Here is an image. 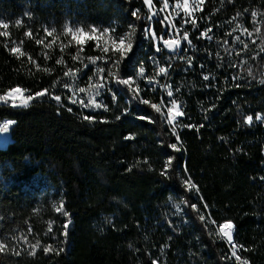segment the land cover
I'll return each instance as SVG.
<instances>
[{
  "label": "trees",
  "instance_id": "16d2710c",
  "mask_svg": "<svg viewBox=\"0 0 264 264\" xmlns=\"http://www.w3.org/2000/svg\"><path fill=\"white\" fill-rule=\"evenodd\" d=\"M150 1L159 14L174 0ZM148 13L0 0V96L32 97H0V264H264V0H201L170 51Z\"/></svg>",
  "mask_w": 264,
  "mask_h": 264
},
{
  "label": "rangeland",
  "instance_id": "374dc122",
  "mask_svg": "<svg viewBox=\"0 0 264 264\" xmlns=\"http://www.w3.org/2000/svg\"><path fill=\"white\" fill-rule=\"evenodd\" d=\"M143 2L148 7V11H149L148 15L150 17L155 18L156 16H160L161 22L163 23L162 25L165 27L167 32L166 39L167 38L174 39L175 43L179 45L181 40L180 39L181 36L179 34L181 27L179 25L183 23V21L187 18V16L190 15L196 7H199L201 0H174L172 4L163 1L164 2L163 8L161 9V11H159V14L156 13V11L154 10L155 8L153 7V4L151 3L150 0H143ZM177 19L179 21L176 23ZM65 30L67 31V33L72 35V38L79 41H81L84 36L89 34L88 31L80 29L78 26L72 25L70 23L65 25ZM90 34H92L93 37H97V38L99 37V39L104 43L105 46L110 44L112 45V47L117 48L118 50L121 49L122 47H125L127 44L122 37L116 39L115 37L112 36V34L109 31L106 32L99 31L96 27L93 28V31L90 32ZM161 40L165 43L164 38L163 39L161 38ZM112 80L113 82L116 81L115 83L121 80L124 81L125 83H128L127 82L128 80L124 78L120 79L117 76H112ZM76 93L77 92H74L71 89V100L69 101L72 102L73 99L77 98ZM87 93H88V95H86L87 98L84 99H89V101H93V99L96 96L95 93H93L92 90L91 91L88 90ZM0 97L3 100L4 99H6L7 101L10 100L9 101L10 103L18 104V105H22L32 98L30 95L24 94L23 90L18 88V86L10 88L6 93L2 94V96ZM54 98L58 100L56 96H54ZM77 101H81V100L79 99ZM84 101H88V100H84ZM179 108H180L179 104L174 100L169 102L167 101L165 103L164 113H167L170 116V118H174V116L177 115ZM11 123H12L11 118L7 119L6 117H4L0 119V145L5 144V142L10 139V134L8 133L9 132L8 129ZM224 224H226V222L222 221L218 225L217 232L222 238H224L227 244L228 243L232 244L233 238L231 237L230 239H228L227 233H225L226 231L222 229Z\"/></svg>",
  "mask_w": 264,
  "mask_h": 264
},
{
  "label": "built area",
  "instance_id": "2783aa9c",
  "mask_svg": "<svg viewBox=\"0 0 264 264\" xmlns=\"http://www.w3.org/2000/svg\"><path fill=\"white\" fill-rule=\"evenodd\" d=\"M168 39V38H167ZM122 79V78H121ZM132 88V87H131ZM168 101V100H166ZM169 102V101H168ZM162 103L159 107V111L160 113L163 115L164 117V123L167 125V127L170 128V130L172 132H176V127H174V120L176 119V117L179 115L180 113V109H178V113L177 115L174 116V118H170V116L167 114V113H164V108H165V104L163 102H160Z\"/></svg>",
  "mask_w": 264,
  "mask_h": 264
},
{
  "label": "water",
  "instance_id": "95a60500",
  "mask_svg": "<svg viewBox=\"0 0 264 264\" xmlns=\"http://www.w3.org/2000/svg\"><path fill=\"white\" fill-rule=\"evenodd\" d=\"M166 44H167V50H175V46L177 45L176 43H175V40L174 39H171V38H169V39H166ZM227 222H229V224H230V221H227ZM232 226V225H231ZM231 231H232V227H231ZM231 231H230V234H231Z\"/></svg>",
  "mask_w": 264,
  "mask_h": 264
},
{
  "label": "bare ground",
  "instance_id": "6f19581e",
  "mask_svg": "<svg viewBox=\"0 0 264 264\" xmlns=\"http://www.w3.org/2000/svg\"><path fill=\"white\" fill-rule=\"evenodd\" d=\"M227 223H229V222H227ZM224 224V226L222 227V229H224L226 232L225 233H227V237H228V239H230L231 238V234H230V231H231V225L230 224Z\"/></svg>",
  "mask_w": 264,
  "mask_h": 264
}]
</instances>
